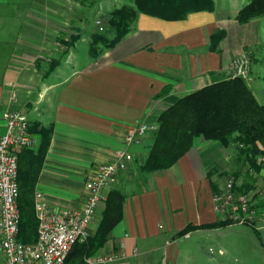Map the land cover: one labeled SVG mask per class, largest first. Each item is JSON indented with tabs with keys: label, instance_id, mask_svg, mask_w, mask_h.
Listing matches in <instances>:
<instances>
[{
	"label": "crops",
	"instance_id": "crops-1",
	"mask_svg": "<svg viewBox=\"0 0 264 264\" xmlns=\"http://www.w3.org/2000/svg\"><path fill=\"white\" fill-rule=\"evenodd\" d=\"M63 1L0 0V138L6 132L3 114L24 113L36 146L21 153V203L30 198L34 205V196L40 192L56 210L75 211L86 202V184L94 170L126 147L130 128L155 123L181 98L230 78L231 62L243 52L248 51L255 62L264 60V40L258 36L264 25L258 18L238 23L236 17L247 4L213 0V12L191 13L186 20L140 14L130 33L98 58L61 56L54 62L50 56H57L58 46L65 42L44 40L42 31H55L56 15L61 12L54 6ZM68 6L64 4L65 9ZM222 31L225 38L211 51L212 35ZM40 55L47 60L41 61ZM261 79L260 85L253 78L247 83L263 104L264 73ZM166 87L171 92L157 98ZM43 130L49 132L50 146L41 164L38 151ZM146 142L131 147L134 163L113 187L126 198L124 218L92 257L117 255L108 264H197L202 253L196 249V240L202 246V240L238 232L239 224H234L179 235L190 224L219 221L213 200L222 189L217 174L232 167L236 145L225 148L198 138L169 170L144 173ZM254 175L259 182L264 168ZM105 203L90 224L91 234L100 226ZM256 237L264 249V233ZM218 253L219 257H208L220 264L223 259L219 258L228 253L224 248ZM0 264H6L1 241Z\"/></svg>",
	"mask_w": 264,
	"mask_h": 264
},
{
	"label": "trees",
	"instance_id": "trees-1",
	"mask_svg": "<svg viewBox=\"0 0 264 264\" xmlns=\"http://www.w3.org/2000/svg\"><path fill=\"white\" fill-rule=\"evenodd\" d=\"M126 1L133 2L134 5H125L110 13L108 35L112 33L113 37L97 34L92 38L89 47L91 58L96 59L104 50L115 48L130 33L140 14L180 21L186 20L191 13L215 10L213 0ZM257 18H264V0H250L236 17L238 23L242 25ZM225 36L226 33L223 31L212 35L211 51L217 50ZM171 90V87H166L157 98L170 93ZM42 134V143L38 151L41 164L50 146L49 132L43 130ZM197 138L218 142L224 147L236 145L238 163H244L243 168L246 166L248 172L253 174L261 172L264 166L259 162V157H264V105L259 103L247 80L230 77L208 85L181 98L161 113L158 130L152 134L148 157L141 167L142 172L169 170L188 154ZM239 174L235 175L236 180L240 179ZM20 179L19 160V185ZM247 189L248 186L242 188L236 185L239 194L234 192L237 196L244 195ZM125 200L120 190L114 188L109 192L99 228L87 241L77 242L73 246L66 264H85L87 258L92 257L105 246L111 232L124 218ZM33 206L30 198L26 199L25 205L21 203L20 188L19 239L26 244L35 243L38 239L39 221ZM32 208L34 212H31ZM233 224L232 220L201 226L190 224L179 235L183 236L197 229H218ZM252 230L256 236L261 237L260 232L254 228ZM35 233L37 237L34 236Z\"/></svg>",
	"mask_w": 264,
	"mask_h": 264
},
{
	"label": "built area",
	"instance_id": "built-area-1",
	"mask_svg": "<svg viewBox=\"0 0 264 264\" xmlns=\"http://www.w3.org/2000/svg\"><path fill=\"white\" fill-rule=\"evenodd\" d=\"M230 67L232 78L248 80L251 63L245 56L237 57ZM3 119L6 132L0 138V241L6 264H66L73 246L90 238V224L99 207L106 202L110 190L134 161L131 147L139 145L146 135L157 131L158 125L139 124L129 129L125 136L127 149L116 151L111 162L98 166L90 176L86 184L88 197L81 209L56 210L44 202L42 193L37 192L34 209L39 221L38 239L35 243L26 244L19 239V160L24 150L34 149L36 139L24 113L9 110L3 114ZM221 200L228 208L227 212L231 209L227 218L235 224L249 225L264 233V212L246 196H237L232 183L228 184L222 197L214 199L218 205ZM117 258V255L89 257L85 264H108Z\"/></svg>",
	"mask_w": 264,
	"mask_h": 264
},
{
	"label": "rangeland",
	"instance_id": "rangeland-1",
	"mask_svg": "<svg viewBox=\"0 0 264 264\" xmlns=\"http://www.w3.org/2000/svg\"><path fill=\"white\" fill-rule=\"evenodd\" d=\"M247 1L233 0V5L237 4L240 6H244L245 4H248L250 2V0ZM63 3L69 4L67 9L64 8V4L60 5L58 3L55 4L54 6V9H57L61 12L60 16L56 15L57 21L55 22H57L56 23L57 26L55 27V31H52L50 33L42 31V36L44 37V40L48 39L50 42L53 43L65 42V45L64 43H62L63 46H58V49L61 50L57 54V56H55V54L50 56L51 60L54 62L62 60V58H60L61 56L63 58L64 57L67 58L69 56L78 59L85 58L86 56H88L89 58L90 57L89 47L94 35L97 34L108 35L109 33L108 30H109L110 13L116 9L122 8L125 5H132V6L134 5L133 2H128L126 0H71V1L64 0ZM65 14H67L68 16L64 17L65 18L64 19L62 15ZM67 17H68V21L66 20ZM45 19L46 21L48 20L49 22V18L46 17ZM258 19H259L258 21H262V24L264 25V18H258ZM134 25L132 26V28L134 27ZM249 33L252 37H255L253 31ZM108 36L112 38L113 34L110 33ZM258 36L259 38L264 40V30L260 31L258 33ZM236 40L237 39L235 38V41ZM71 44L73 45L71 46ZM242 56H245L247 59H249L251 63V72L250 75L248 76V80L253 78V80L257 81L259 85L262 84L260 82H262L261 74L264 73V60L255 62L254 57H250V53H248V51L246 53L243 52ZM39 57L42 58L43 56L40 55ZM47 58L48 57H43L40 60L44 61L47 60ZM236 58H234L232 62ZM232 75L233 73L230 67V77H232ZM261 103L264 104V101H261ZM139 124L158 125V121L155 123L154 122L138 123V125ZM152 134L153 133H149L144 137V139H147V142L145 143L147 148H149V145L152 143L151 140ZM143 140L139 145L143 143ZM139 145L136 146L139 147ZM125 149L127 148L125 147L121 150H125ZM130 152L134 155V158H136L135 156L136 154H134L132 150H130ZM237 156L236 158H234L231 168H229L225 172L223 171L222 173L219 172L217 174V179L220 180L219 187L222 189L220 190V193H217L216 195L213 196V200L219 196L222 197L225 194L229 183H232L234 191L236 192L237 195L239 193L236 191V185L242 188L248 186L247 189L248 191L244 195H239V197L246 196L251 200L252 203H256L258 205L261 212H264V175L261 177V180L257 182L255 175L252 172H248L246 166L243 168L244 163L243 164L238 163ZM259 158H261L259 159V162L262 163V165H264V157H259ZM244 169H246L247 171H245ZM236 174H239L240 179L238 180L235 179ZM256 193L258 195L260 194L258 198L256 196L257 195ZM214 206L219 216L218 222L224 220H232L230 218H226L227 214L231 213V209H229V211L227 212L228 208L227 207L225 208L223 200L220 201L219 205L217 202L214 201ZM225 210L226 212L224 213ZM196 226H201V225H196ZM198 230L200 231V230H214V229H197L194 231H198ZM235 230H237L238 232L230 233L224 238L222 237L219 238L217 236H214L213 238H210L208 240H202L201 241L202 246L198 245L196 240L195 242L196 249L198 248L202 253V255L198 258L197 264H217L215 261L210 260L211 259L210 257H212V255L214 257H219L218 252L220 248H224L228 253L226 256L219 258L221 260L223 259V261L219 262L220 264H264V249L259 245L258 238L252 232H250L252 228L251 227L249 228L248 226L237 225L235 227ZM239 231H245V233L243 232L241 234L239 233ZM211 249H213V252L211 251ZM193 263L196 264V261Z\"/></svg>",
	"mask_w": 264,
	"mask_h": 264
}]
</instances>
